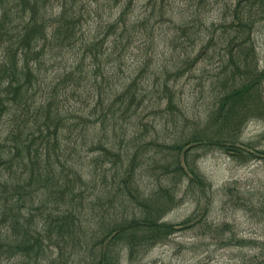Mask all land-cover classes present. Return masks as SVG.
<instances>
[{
  "label": "trees",
  "instance_id": "obj_1",
  "mask_svg": "<svg viewBox=\"0 0 264 264\" xmlns=\"http://www.w3.org/2000/svg\"><path fill=\"white\" fill-rule=\"evenodd\" d=\"M261 24L264 0H0V264H134L195 225L258 248L242 264H264V240L224 238L227 223L208 221L212 185L198 168L210 151L264 159L241 139L264 117ZM155 25L162 58L127 59ZM215 57L197 115L177 85ZM187 196L196 211L165 221Z\"/></svg>",
  "mask_w": 264,
  "mask_h": 264
},
{
  "label": "rangeland",
  "instance_id": "obj_2",
  "mask_svg": "<svg viewBox=\"0 0 264 264\" xmlns=\"http://www.w3.org/2000/svg\"><path fill=\"white\" fill-rule=\"evenodd\" d=\"M144 10L149 11V8ZM143 16L147 18L148 14ZM176 16L173 18L174 20H176ZM153 17L151 16V18ZM155 26H157L154 27L156 36L160 32V28L158 25ZM161 34L163 35V33ZM162 35L156 36V39L149 37V40L145 35H141V32L138 33L137 38L132 41L127 59L139 60V63L142 64L147 58L143 54L149 49L148 54L156 58L155 60H160L158 58L162 57H159L161 56L158 53L159 50L150 45L153 41L159 44V41L163 40ZM165 38L168 36L165 35ZM167 41V43L164 41V45L161 42L160 47L166 51L165 57L168 56L170 59V69L172 70L171 55L175 52L174 44H171L169 40ZM254 43L257 68L262 71L264 70V24L257 28ZM217 59L218 57H215L210 61H204L202 58V61L199 62L197 58L196 71L192 75H185L177 85L178 91L182 90L187 107L191 112H199L197 115L205 114L204 109L208 102L210 87L212 85L216 87V76L220 70ZM246 70H251V65ZM226 74L228 76L230 71ZM262 85L264 88V76ZM201 95L207 98H201ZM197 118L201 121L204 119L201 116H197ZM241 139L264 151V117L253 118L247 122L242 131ZM199 159L198 168L212 185L213 199L209 206L208 221L216 225L214 228H218L217 230L221 228L223 223H227L228 232L223 234L224 238L235 236L243 239L264 240V159H253L240 164L219 151L200 154ZM232 181L237 183L232 185L229 193L225 195L223 189ZM246 201L250 203H246ZM239 205L242 206V209L237 208ZM204 207L203 203L199 206V210L203 211ZM196 209V202L187 196L177 207L165 215L164 220L180 223ZM205 228L204 225L198 228L195 225L172 234L164 244L154 246L139 262L134 264H242L248 257L257 253L258 248H240L232 246L226 241H219L218 237L205 233ZM125 256L121 260V264H130Z\"/></svg>",
  "mask_w": 264,
  "mask_h": 264
}]
</instances>
